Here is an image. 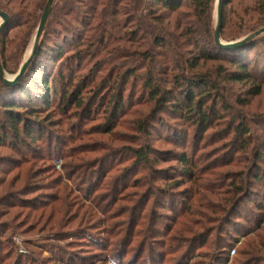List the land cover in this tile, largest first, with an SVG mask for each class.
Listing matches in <instances>:
<instances>
[{
  "label": "rangeland",
  "instance_id": "1",
  "mask_svg": "<svg viewBox=\"0 0 264 264\" xmlns=\"http://www.w3.org/2000/svg\"><path fill=\"white\" fill-rule=\"evenodd\" d=\"M18 1L17 11L22 14L10 23L0 44L6 40L10 47V42L18 44L19 37L32 34L24 41L17 71L6 70L11 76L29 56L48 2ZM95 1L79 0V4L75 2L78 8L68 14L72 3L56 0L40 40L41 53L34 59L42 71L58 77L59 96L60 80L73 79L67 89L70 93L76 87L83 91L77 97L86 109L62 103L41 113L36 145L13 140L3 143L0 137V264H246L240 254L245 239L230 227L231 236L225 233L227 216L219 207L230 191L245 183H251L247 184L251 193L237 210L240 215L252 217L255 206L249 200L264 198V180L253 182L251 178V174L264 173V163L256 162L264 148V86L259 96H251L248 85L225 83L223 122H227L209 130L203 139H194L191 126L158 113L137 80L119 86L118 72L136 66L140 58L125 54L111 57L110 49L121 46L122 51L132 46L114 41L120 31L105 37L94 31L101 21L98 17L92 20L91 13L102 11L92 4ZM217 3L214 0L209 21L213 42ZM38 5L39 19L29 33L21 21L37 11ZM224 6L225 35L236 36L226 40L221 31L224 42L238 41L260 30L248 32L246 28L262 23L264 0H224ZM150 11L151 4H143L134 17L147 18ZM179 14L189 29L202 33L204 26L195 22L190 9L182 7ZM106 30L114 28L108 25ZM144 33L146 28L140 35ZM210 39L198 45L209 44ZM249 44L256 75L264 82V35ZM94 76L102 81L101 87H109L98 89L102 90L98 99V84L89 86ZM119 96L124 103L122 112L116 111L117 106L113 109ZM229 120L232 125L244 121L251 128L253 143L248 153H237L239 139L237 146H230L234 134L223 132ZM149 148L152 151L144 163L136 152ZM184 152L194 162L191 169L199 179L194 186L180 174L183 166L177 159ZM181 179L186 183L178 188L175 185ZM185 189H192L189 202L182 197ZM183 203L191 209L189 219L173 218L169 205L180 209ZM234 221L244 225L240 217ZM237 238L234 245L238 252L226 260L225 246Z\"/></svg>",
  "mask_w": 264,
  "mask_h": 264
},
{
  "label": "trees",
  "instance_id": "2",
  "mask_svg": "<svg viewBox=\"0 0 264 264\" xmlns=\"http://www.w3.org/2000/svg\"><path fill=\"white\" fill-rule=\"evenodd\" d=\"M69 1L72 5L70 4L68 14H73L75 8H78L75 2L79 4V0ZM213 2L214 0H97L92 3L102 7V11L99 13L96 12L98 9H94L91 13L92 20L98 17L101 21L100 26H96L94 31H100V35L104 37L106 33L120 31L115 36L116 40L114 41H117L119 45L130 44L132 46L131 48H123L122 51H120L121 46L110 49L111 57L116 58L120 54H125V57L138 56L140 58V61L137 60L136 66L128 67V70L122 73L118 72L119 86H127L130 79L137 80L143 91L149 93V100L154 102L158 113H166L191 126L194 139L195 137L203 139L205 133L209 130L216 128L219 124V126H223L222 124L225 125V122H227H223L226 117L225 110H227L222 92V86L225 83H244L249 86L247 92L251 96H259L264 86L262 78L260 79L256 75L254 69L256 63L253 56H251L253 52L249 49L252 44L235 49H222L215 44V41H212L209 21ZM149 3L151 4V11L147 14V18L143 15L140 18L134 17V14L139 13L143 4ZM152 4L158 6V9L152 7ZM19 6L20 2L18 0H0V10L9 15V22L1 38L6 36L10 23L17 18V15L22 14L17 11ZM182 7L190 9L192 12L191 17L194 18L195 22L203 24L201 34L189 29V23L185 24L183 22L182 15L179 14ZM36 8L37 11L27 14L21 21L22 27L28 30L29 33L32 25H35L39 19L38 12L41 8L39 5ZM224 9L225 6L223 12ZM162 10V15H157V12ZM223 17L221 31L225 35L226 20L225 16ZM108 25L114 30H106ZM129 26L130 30H127ZM263 27L264 19L262 23L247 27L246 30L254 32ZM142 28H146V33L140 35ZM225 36L226 40L236 38V36H230V33H226ZM29 37H19L18 44L10 42V47H8L9 41L1 40L0 58L4 69L9 73L17 71L23 53L22 48L24 50L25 47L24 41ZM206 38H211L209 44L198 45L199 42L206 41ZM108 41H110L109 38ZM188 46L192 49L184 52V49ZM40 53L41 47H39L38 57ZM208 64H213L211 69L207 68ZM26 77L28 79L31 77V79L28 80ZM71 77H75V71L73 70L71 71ZM57 78L49 70L42 71L35 61L17 86H7L0 80V137L3 143H6L7 140H13L16 143L30 142L35 145L38 144L40 137L37 133L36 124L39 123V115L46 112V110L58 107L62 103L65 107L70 103L75 107L77 106V108L86 109L87 105L84 107L81 97H77L78 92L82 94L83 91L76 87L70 93L67 89L72 85L73 79L70 82L60 80L63 86L60 88L61 93L59 96L56 87V83L59 82V80L57 82ZM30 81L32 82L29 83ZM97 84L98 87L95 89L97 91H94L98 99L102 91L98 92V89L104 87L107 90L109 87L105 85L101 87L102 81L99 82L96 76L92 77L89 86H96ZM89 86H86V88H89ZM75 99L77 101H74ZM115 100L117 105L115 104L113 109L117 106L116 111L122 112L124 106L122 97L119 96ZM91 104L94 105L95 102H91ZM218 105H220L219 108ZM229 123L227 127H223V132L234 134L230 146L236 145L239 139L241 144L236 145L238 148L237 153H248L253 143L251 128L244 121L240 122V125H232V120H229ZM151 151L150 148L146 152L137 151L136 155L138 154L142 162L147 163V156ZM177 160L183 166L180 172L182 178L192 182V185L196 184L199 179L197 173L191 169L194 162L188 158L185 152ZM256 162L264 163V148L262 153L259 151L257 154ZM251 178L253 182H262L264 173L251 174ZM183 180L177 181L175 186L178 188L184 186L186 181ZM247 184L251 183L235 187V191H230L231 195L221 203L219 208L223 216H227L223 227L225 233L229 236H231V232L227 227H230L232 232L238 236L244 237V248L240 251L243 262H246V264H264V198L262 201L249 200L255 206V213L252 214V217L250 215L242 216L237 212L244 200L250 198L251 191L249 189L251 185L247 186ZM184 192L182 197L185 198V201H191L193 198L192 189H185ZM197 202H200V199ZM186 204L183 203L180 209H174L169 205L173 218L189 219L187 215L191 209L185 207ZM235 217H240L244 221V225L234 221ZM239 238L233 239L231 243L225 246L227 247V251L225 250L226 260L231 258L233 250H235L234 255L237 254L238 251L235 249L234 243H237ZM248 261L249 263H247Z\"/></svg>",
  "mask_w": 264,
  "mask_h": 264
},
{
  "label": "water",
  "instance_id": "3",
  "mask_svg": "<svg viewBox=\"0 0 264 264\" xmlns=\"http://www.w3.org/2000/svg\"><path fill=\"white\" fill-rule=\"evenodd\" d=\"M56 0H48L46 7L44 8L43 14L41 16L40 24L37 28L36 34L34 36V41L32 44V48L29 52V56L27 59L22 63L19 71L11 76L8 75L6 70L3 67L1 58H0V80L7 86L15 87L17 86L26 76L29 69L31 68L34 59L38 54V50L40 47V40L48 23L49 17L52 13L54 3ZM223 7H224V0H218L217 3V25L214 31V41L215 44L222 49H235L239 47H243L248 45L250 42L255 41L258 37L264 35V27L258 30L257 32L244 37L241 40L234 41V42H224L221 39V28H222V21H223ZM0 38L5 30L8 22H9V15L4 11L0 10Z\"/></svg>",
  "mask_w": 264,
  "mask_h": 264
},
{
  "label": "built area",
  "instance_id": "4",
  "mask_svg": "<svg viewBox=\"0 0 264 264\" xmlns=\"http://www.w3.org/2000/svg\"><path fill=\"white\" fill-rule=\"evenodd\" d=\"M234 253H235V250H233V251L231 252L232 255H234Z\"/></svg>",
  "mask_w": 264,
  "mask_h": 264
}]
</instances>
